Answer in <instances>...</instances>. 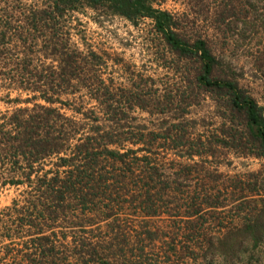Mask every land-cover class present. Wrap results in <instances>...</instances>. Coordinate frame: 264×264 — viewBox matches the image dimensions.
<instances>
[{
  "label": "trees",
  "instance_id": "16d2710c",
  "mask_svg": "<svg viewBox=\"0 0 264 264\" xmlns=\"http://www.w3.org/2000/svg\"><path fill=\"white\" fill-rule=\"evenodd\" d=\"M160 1L0 0V192L18 191L0 209V264H264V169L218 160L264 159V104L232 68L238 38L264 36V0H183L180 13ZM86 8L152 19L196 68L144 93L87 41ZM191 82L243 124H182L199 103ZM151 105L182 122L134 124Z\"/></svg>",
  "mask_w": 264,
  "mask_h": 264
},
{
  "label": "rangeland",
  "instance_id": "374dc122",
  "mask_svg": "<svg viewBox=\"0 0 264 264\" xmlns=\"http://www.w3.org/2000/svg\"><path fill=\"white\" fill-rule=\"evenodd\" d=\"M155 6L175 13L187 10L183 0H161ZM78 17L83 22L87 41L98 49L106 50L111 55L109 70L117 71L120 79L124 78L122 76H129L125 69L136 71L139 78L136 79L135 86L140 88L146 85L144 93L154 94L157 92L156 88H160L157 89L158 92L163 93L164 87L170 82L180 80V70L188 68L193 71L197 66L194 59L188 61L168 52V48L159 32L155 30L154 22L150 18L134 22L105 8H86L83 14H78ZM237 44L238 48L234 53L236 64L232 67L233 71L236 73L239 84L250 91L261 104H264V36L256 40H252L247 35L246 38L241 36L238 38ZM114 59H118L119 65H112ZM168 68H174L178 74L177 78L173 75L170 76L174 77L173 81L167 75ZM190 85L195 87V95L199 100V103L191 108V114L187 116V119L193 121L173 120L161 113L156 105H151L144 110L139 107L135 109L133 114L137 119L134 124H154V126L179 124L178 122H182V124H215L216 126L243 124V116L226 110L224 98L196 83L191 82ZM0 107L4 108L1 104ZM218 160L221 162L219 164L220 171L229 174H254L264 169L263 158L239 155L231 150H223L222 154L218 156ZM17 194L18 191L15 188H6L0 192V209L10 205Z\"/></svg>",
  "mask_w": 264,
  "mask_h": 264
}]
</instances>
